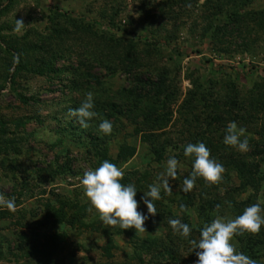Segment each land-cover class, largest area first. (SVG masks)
I'll list each match as a JSON object with an SVG mask.
<instances>
[{"label": "rangeland", "instance_id": "rangeland-1", "mask_svg": "<svg viewBox=\"0 0 264 264\" xmlns=\"http://www.w3.org/2000/svg\"><path fill=\"white\" fill-rule=\"evenodd\" d=\"M206 1L171 9L177 0H0V6L5 7L0 15V194L14 197L17 205L15 212L0 207V264H196L198 250L191 249L190 239L182 244L173 241L178 234L168 224L170 215L180 214L178 204L170 202L182 200L183 179L192 172L193 159L183 154L188 144L212 145H207L211 158L225 169L218 185L209 186L197 178L191 191L197 205L199 196L217 203L209 219L217 211L235 218L257 202L264 207V180L258 183V177L249 178L264 174V140L257 136L264 135V116L257 122V114L253 120H248L247 114H254L247 109L250 99H264V0L242 1L244 11L260 14L262 23L245 21L242 34L218 44L212 40V30L207 31L208 9L215 0ZM171 10L174 14L169 15ZM20 19L26 27L16 33L15 21ZM117 29L142 38L122 35ZM146 38L163 46L150 47ZM9 46L16 49L14 57L22 65L14 79L8 76L15 73L13 58L5 52ZM205 60H211L213 67ZM134 61L141 65L139 71L131 70ZM135 76L142 81H162L165 94L158 99L157 115L168 116L170 121L153 135L167 151L178 154L176 159L182 165L179 178L169 180L172 193L161 189L164 200L158 202L167 206H157L154 217L148 216L144 193L165 171L169 157L162 165L153 163L146 148L135 143L140 138L137 122L116 119L111 122V134L105 135L99 131V116L89 121L87 130L98 135L97 150L105 147L102 152L89 153L83 141L88 131L67 112V106L83 102L89 91L93 93V111L102 109V104L106 108L107 103L122 110L129 107L118 91L129 90ZM147 90L143 95L157 94ZM163 101L167 103L160 108ZM235 103L246 105L243 113L233 112ZM134 110L137 113L138 109ZM229 113L245 118L239 127L249 131L245 133L247 152L223 143L224 130L231 122ZM214 117L221 122L215 123ZM71 125L83 129L80 137L69 130ZM124 143L125 149L134 147L135 153L118 167L124 170V178L130 177L125 185L136 186L138 211L148 216L145 233L103 225L95 209L88 211L91 205L80 185L85 171L100 166L99 155L114 160ZM225 159L241 165L243 173L227 169L222 162ZM145 171L147 183H140ZM201 191L204 193L199 194ZM187 213L193 225L202 227L206 222L202 214L200 222L194 210ZM55 223L57 232L66 234L56 262L54 253L43 259L34 240L37 229L45 232ZM130 230L133 235L125 236ZM252 237L247 233L235 236L237 251L244 245L239 240ZM192 238L199 239L197 234ZM143 243L146 247L138 248ZM147 248L152 252L148 254ZM137 250L140 260L133 257ZM256 261L264 264V254Z\"/></svg>", "mask_w": 264, "mask_h": 264}, {"label": "clouds", "instance_id": "clouds-1", "mask_svg": "<svg viewBox=\"0 0 264 264\" xmlns=\"http://www.w3.org/2000/svg\"><path fill=\"white\" fill-rule=\"evenodd\" d=\"M25 27L23 19L16 20L13 31L20 33ZM14 62H19L17 57H14ZM93 108V93L89 91L81 105L76 109H70L68 115L76 118L82 128H88V122L98 115ZM112 129V123L107 119H103L99 124V131L105 135H110ZM224 131L223 143L226 146L240 152L249 151V142L245 137L246 129L239 127L233 121L227 124ZM242 137L245 138L241 139ZM183 154L186 158H192L193 164L190 176L183 179L182 192H191L196 186L197 178L202 179L209 186L218 185L223 181L225 169L221 163L211 158L210 150L204 143L188 144ZM180 167L182 165L175 156H170L167 159L165 171L161 172L148 186L143 199L148 216L157 215L154 201L161 199V189L166 194L172 193L169 180L179 178ZM124 175L121 167L107 160L95 170L85 171L80 179V185L83 188V195L91 205L88 211L95 209L103 225L109 228L135 229L136 233H145L144 224L148 216L138 211L136 186L121 182ZM0 207L6 208L9 212H15L17 207L15 198L8 199L0 194ZM180 210L184 212L185 206L181 205ZM168 224L175 234L185 239L191 234L192 229L180 219H169ZM262 226H264V207L260 202L246 207L243 213L235 218L221 216L218 211L213 213V219L205 222L200 229L199 239L188 241L193 251L198 250L196 264H257L256 260L237 251L233 240L235 236H243L245 233L257 235Z\"/></svg>", "mask_w": 264, "mask_h": 264}, {"label": "trees", "instance_id": "trees-1", "mask_svg": "<svg viewBox=\"0 0 264 264\" xmlns=\"http://www.w3.org/2000/svg\"><path fill=\"white\" fill-rule=\"evenodd\" d=\"M11 0H9L10 3ZM214 1V0H213ZM243 0H215L212 5H211V9H208V11H210V24L207 28V31L212 30V40L214 43L218 44L221 42H226L223 41L224 39H229V37H232L233 35L237 34L240 35L243 33L244 28L243 25L246 21L247 24H250L251 22L253 24L257 23H262L263 21V17H261L260 14L254 12L251 13L249 11H244V2H242ZM198 3L200 2V0H177V5L176 7L171 6V9L173 8H177L178 9V5L179 8H183L185 6H187V3ZM208 2V0L206 1ZM174 9V10H177ZM5 7L0 6V15L4 12ZM241 10V11H240ZM174 14V11L171 10L169 15ZM64 16H66L67 14H62ZM215 22V23H214ZM243 24V25H242ZM242 25V26H241ZM239 26H241V28H238ZM117 32H120L122 35L125 36H131L134 39H138L140 40L142 37L140 35H138L135 32H130L127 30H116ZM3 40V37L1 36V29H0V41ZM147 43L149 44L148 46L150 47H162L163 45L159 42L156 41L154 39L151 38H146ZM251 48V47H250ZM5 52L7 53V55L11 56L13 58L12 60V66H14L15 68V73L8 75L9 78L14 79L16 77V74L20 72V69L22 68V65L20 62L15 63L14 62V56H17V51L14 47L9 46L6 48ZM175 52L177 55H180L179 49H175ZM196 54H199V51H195ZM110 53H113V51H111ZM130 55L126 53V56ZM127 60V59H126ZM128 62V60H127ZM135 62V66L131 67V70L139 71L141 65L139 63ZM205 63H208L210 65H212L213 67V62L211 60H205ZM132 63V62H131ZM134 65V64H132ZM233 70H235L234 68H232ZM254 68L249 69V72H251ZM128 69V72L130 73V71ZM236 71V70H235ZM237 72V71H236ZM137 74H141L137 72ZM134 83L133 86L131 88H129V90H120L118 91V94L120 95V98L127 101V105L129 107L122 109H119L117 107V105L115 103H107L106 104V108L109 110H107L105 108V105L102 104V109H94V111L98 114L97 117H100V120L102 121V118L104 119V117H106L105 119L109 120L110 122L114 123V120L116 119H124V120H133V122H137L139 125V129H136V134L140 135V138H137L138 141L136 140V144L140 143L141 145H143L146 148V151L148 153L149 156L153 157V163H155L156 165H162L164 163V159L165 157H170V156H175V158H178V154H171L170 152H172L171 150L167 151V147L163 146V144L157 142V138L154 137V133L159 132L164 130L166 123H169L170 121V117H166L164 115H157V110H158V99L160 97H162L164 93H162V89L163 87V83L162 81H160L159 79L155 82L149 81V80H145L142 81L140 80L138 77H134ZM147 88H149L147 90ZM154 93H157L156 95L154 94V97H150L149 95H143L144 91H148ZM165 91V90H164ZM232 92H235V88L234 86H232ZM125 97V98H124ZM24 99V98H23ZM170 99V98H168ZM121 100V101H123ZM165 102V101H163ZM160 103V108H164L165 104L167 103V101L165 103ZM82 103V102H81ZM81 103H75L73 105H69L67 112H69L70 109H76L78 108ZM248 105H247V109L249 110V112H252L254 114H252L250 116L249 113H247L249 115L248 120H253V116L255 114L258 115V117H256V121L258 122L259 120H261V116H264V99L260 98L257 100H253L250 99L248 101ZM104 106V107H103ZM246 105L244 106L243 103L237 104L235 103L233 106V112L235 113H243V110L245 109ZM134 108L138 109L137 113L135 112ZM106 109V110H105ZM105 112V113H104ZM106 114V115H105ZM245 115V114H244ZM247 115V116H248ZM118 116V118H117ZM245 118H243L241 115L235 114V116L230 115L229 113V120H231V122H236L238 124V126H240L239 123L243 124ZM77 120V119H76ZM93 121V119H92ZM214 121L215 123H220L221 120L218 119V117H214ZM262 121V120H261ZM76 122V121H73ZM89 123V122H88ZM91 123V122H90ZM89 123V127H91ZM242 126V125H241ZM88 127V128H89ZM264 127V126H263ZM71 129H68L72 132H78V137L81 136V132H83L79 126H75L73 127L72 125L70 126ZM88 128H84V129H88ZM95 128V127H94ZM67 129V128H66ZM88 131V130H87ZM91 132H87V136L83 138V141L86 143L87 146V150H89L90 152H96L99 149H101L100 151L102 152L104 150L105 146H101L98 150L96 148H98L99 144L98 141L100 140L98 138V135H95ZM246 132H249L246 129ZM254 135V133H252ZM259 135V136H258ZM257 136L261 139L263 138L264 140V135H260L257 134ZM156 138V139H155ZM82 141V142H83ZM140 141V142H139ZM105 142V140H104ZM104 142L102 141L101 143L104 144ZM196 142V141H194ZM201 142V141H200ZM195 144V143H194ZM93 145V146H92ZM212 146L210 144H206V146ZM126 145L124 143V146H122V148H120L118 155L116 156V159H108L106 157H102V155H99L101 158L100 161H98L97 163L100 164L103 161L107 160L111 163H114L117 167L119 166V163L127 160L128 158L133 157L134 153H135V148H131L130 150L125 149ZM91 148V149H90ZM182 152V151H181ZM95 154V153H94ZM264 156V155H263ZM182 158L185 159V157L182 156ZM263 164H264V157L262 159ZM222 162H225V167L227 169L230 168L233 169L235 168L237 173H243L242 169H240L237 165V162L234 161H226V159ZM129 174V173H127ZM135 174L137 175V172H135ZM143 176V177H142ZM149 177V174L145 173L141 175V179H138V181L140 183H147V178ZM254 177H258V183L264 180V174L263 175H250L249 178H253L252 180H255ZM130 177L127 175L125 176V178H123L122 183L126 184L125 181L129 180ZM179 193H181V195L183 194V198L181 201H179L180 199H173V201H171V205H176L178 204L179 206V215H170L169 219H180L183 223H186L189 225V227L192 229L190 236L187 239H194L192 238V234H197V237L199 238V234H200V229L202 227H200V223L198 226L193 225L192 221L190 219V215L187 213L188 210H194L197 212L198 216L200 214H202L201 216H203L206 220V222H210L211 218L209 219V217H211L213 212V206L217 203L213 202L212 200H207L202 198L201 196H199L198 198V202L199 204H195V201H193V198L196 199V197H194V194H191V192L189 193H184L181 190L179 191ZM204 193L203 191H201L199 194ZM161 200H164V193H161ZM156 208H158L157 206H161V207H165L164 204H162L161 202L158 201H154ZM226 204H229V202ZM184 205L185 206V211L181 212L180 210V206ZM167 206V205H166ZM170 206V205H169ZM168 206V207H169ZM163 209V208H162ZM166 210V209H165ZM168 210V208H167ZM212 210V211H211ZM209 213V214H207ZM160 214V213H159ZM162 217L164 216V212L161 211ZM207 214V215H206ZM161 217V218H162ZM164 218V217H163ZM198 218V217H197ZM200 222L202 221V219L199 216L198 219ZM56 223L53 224V226H50L49 230H46L45 232L40 231L39 229H37L34 233L36 234V239L34 238V240L36 241L37 246H35L39 252H41L43 259L44 258H48L51 253H54L55 256V260H53L54 262H56L57 258H58V253H60V251L62 250V243L63 238H66V234L63 232H57V230L55 229ZM39 230V231H38ZM132 236L133 234L130 231H127L125 233V236ZM196 238V236H195ZM185 240V238L181 237L179 234L176 235V237L173 238V241H177L178 244H182V241ZM137 241V240H136ZM240 243H243L244 245H242V248L240 250V252H243L244 254L248 255L250 258L256 260L259 259L261 255L264 254V229L260 231L259 234L254 235V237L250 238V239H246L244 242L240 241ZM64 245V244H63ZM146 243H143V245L138 246V248H145L146 247ZM148 250V254L149 252H152L149 250V248H147ZM140 251H134L133 252V257L137 260H140L139 258L136 257V255H139ZM47 256H46V255ZM45 256V257H44ZM109 257V256H108ZM61 259V257L59 258ZM173 260V262L175 263H180V261L177 258H171ZM53 261H50L51 263ZM47 262V261H45ZM49 264V263H47Z\"/></svg>", "mask_w": 264, "mask_h": 264}]
</instances>
